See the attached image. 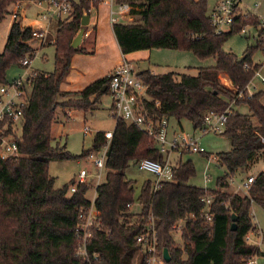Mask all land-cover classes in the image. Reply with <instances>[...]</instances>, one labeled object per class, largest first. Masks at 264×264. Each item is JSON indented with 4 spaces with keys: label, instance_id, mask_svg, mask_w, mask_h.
<instances>
[{
    "label": "trees",
    "instance_id": "16d2710c",
    "mask_svg": "<svg viewBox=\"0 0 264 264\" xmlns=\"http://www.w3.org/2000/svg\"><path fill=\"white\" fill-rule=\"evenodd\" d=\"M15 1L18 0H0V24L9 13L7 7ZM123 1L137 8L133 14L138 20L113 26L123 55L165 49L216 59L215 67L201 68L197 76L174 72L157 75L151 71L138 75L150 97L145 106L156 119H186L198 130L207 113L220 115L230 110L221 136L230 140L231 150L217 155L226 176L218 180L219 190L194 187L188 184L195 175L193 163L180 161L174 166L173 182L164 183L157 192L152 190L151 181L145 184L142 212L133 214L128 205H133L134 187L125 173L142 159L161 160L162 155L155 142L138 127L117 121L108 151L109 173L105 183L97 188L96 209L103 227L90 244V260L76 255L79 241L75 229L79 210L89 205V185H80L71 196L70 184L55 188V178L49 175L50 162L69 161L74 156L66 144H58L52 128L61 105L59 98H69L65 108L91 112L109 93L110 81L109 76L102 78L77 93L60 89L71 70L73 56L87 53L83 48L72 47L83 28L84 13L90 8L89 2L79 0L74 4L72 18L58 24L55 72H39L35 79L22 135L17 139L21 155L6 160L0 157V264H134L135 260L136 264H146L147 257L136 238L145 232L150 215L155 218L159 254L163 256L164 249L169 251L171 261L167 264H249L254 257H264V249L245 241L257 229L250 215L253 205L264 210V172L255 177L246 196L228 191L229 182L238 171L250 169L264 159V92L252 97L247 93L261 67L252 62V54L264 49L262 22L258 17L240 14L229 31L217 35L209 21L208 0ZM249 25L261 27L260 44L249 49L239 62L238 57L224 51V45ZM33 31L20 21L12 23L0 53V85L7 83L12 65L35 54ZM221 74L229 77L237 92L221 83ZM241 105H246L250 114H241L237 110ZM107 143L104 133L99 132L92 150L99 151ZM90 151H84L80 158H86ZM188 152L184 150L182 154ZM211 195H215V201L211 207L213 221L209 223L201 199ZM233 214L237 216L235 231ZM179 222L184 223V249L176 245L173 236V228Z\"/></svg>",
    "mask_w": 264,
    "mask_h": 264
},
{
    "label": "rangeland",
    "instance_id": "374dc122",
    "mask_svg": "<svg viewBox=\"0 0 264 264\" xmlns=\"http://www.w3.org/2000/svg\"><path fill=\"white\" fill-rule=\"evenodd\" d=\"M220 0H208V11H211ZM21 5V13L17 19L12 17L16 5ZM8 9V14L3 22L0 24V53L4 51L7 37L11 28V24L14 20L20 21L23 25L34 27L38 30V27L48 28L50 37L47 40L44 47L41 48L39 40L32 43L35 49L33 57H29L32 60V69L40 73H54L56 70V47L55 43L57 36V29L59 20L54 19L48 24L47 21L40 19L38 13L41 10L35 5V0H18L12 3ZM131 11L132 17L126 18V23H136L138 20ZM240 10L244 15L249 14L251 16H263L264 17V0H242V6ZM108 11V13H107ZM22 14V15H21ZM107 14H110L109 7H99V13L93 11L91 17L93 22L98 23V34L92 32L89 37H85V40L79 45L78 48L89 50L91 57L87 59V54L78 53L75 54L72 61V68L80 73H88V71L94 70L100 72L105 69L106 66L113 60L121 59L122 54L114 34L113 27L107 20ZM24 16V19H23ZM99 17V19H98ZM90 30L95 31V26H90ZM260 31L261 27L255 25H249L245 29L234 34L224 45V51L232 53L236 57H244L245 53L249 49H255L260 44ZM96 32V31H95ZM53 42V43H52ZM51 43V44H49ZM133 55V53H131ZM127 56L128 62L132 65L136 73L143 71H151L154 74H166L174 72L176 74L197 76L198 71L201 68H211L216 66V59L214 57L199 58L193 53L184 50H165V49H153L135 52V55ZM252 62L255 65H260L258 70L261 77L255 76L252 79L249 89L247 88L248 95L264 92V49H258L252 54ZM25 73V68L19 65H12L7 73V80L11 81L15 78L22 76ZM221 83L229 90L236 91L231 80L226 74L220 75ZM74 99V98H73ZM61 103L60 108L57 110L56 122L53 125V136L60 146L67 145V150L74 156L69 161H51L49 165V175L55 178V188H63L66 184H77L78 175L82 169L93 171L91 164L85 158H80L84 151L93 149V141L97 133H114L117 120L112 116L111 106L112 98L109 93L103 95L99 101L97 107L91 112H85L82 110H73L65 108L69 102V98H59ZM262 103L264 104V94L262 97ZM237 110L244 115L250 114L249 108L246 105H241ZM89 128L91 132L88 135L84 134V130ZM169 137L171 138L175 133L176 136H190L199 138L201 146L205 149L206 153L210 156L201 154L197 151H190L183 153L182 156L176 152L172 154L171 160L176 165L182 160V162L191 161L195 168V175L189 180L188 184L198 188H208L210 190H218V180L226 176V169L220 167L217 155L219 153H225L231 150V143L228 138L221 135H200L198 130H195L192 123L186 119L181 120L180 123L175 118L169 119ZM55 143L54 145H56ZM263 163L256 164L250 169H242L238 171L232 178L230 188L228 189L231 194H239L246 196L244 190H239L238 186L243 185L247 180V177L254 176L262 170ZM125 176L128 181L133 184V206L130 211L138 215L142 212L141 196L142 191L147 182H152L155 178L152 174L140 171L136 166L131 167L126 171ZM209 178L210 182L206 183V179ZM106 176L103 175L101 184L105 183ZM73 183L71 184V182ZM89 191L86 198L89 201L95 199L96 185L93 178L88 179ZM71 196L70 194H68ZM251 218L253 223L264 235V210L257 205H253L251 209ZM134 221V220H133ZM233 225V222H232ZM3 227L0 226V231ZM175 243L181 249H184L185 242L180 238L179 233L173 234ZM255 240L258 238L253 234ZM262 249L264 244L262 243ZM185 258L187 255L185 254ZM258 264H264V257H260L257 260ZM136 264V260L134 261Z\"/></svg>",
    "mask_w": 264,
    "mask_h": 264
},
{
    "label": "built area",
    "instance_id": "2783aa9c",
    "mask_svg": "<svg viewBox=\"0 0 264 264\" xmlns=\"http://www.w3.org/2000/svg\"><path fill=\"white\" fill-rule=\"evenodd\" d=\"M79 0H35V5L41 10V18L49 23L54 19L59 21H68L72 18L74 12V4ZM89 2L90 8L84 13L90 15L93 11H97L100 5L109 6L110 24L114 26L120 23H126L127 17L131 16L132 4L123 0H85ZM242 0H220V2L208 12V17L212 28L217 35L227 32L231 29L238 15H244L240 10ZM134 9V8H133ZM16 17V15H14ZM264 27V17L257 16ZM49 36L48 29H38L33 31V38L45 44ZM32 60L26 57L20 62V66L25 68V73L7 83L0 85V157L6 160L11 157H19L20 151L17 139L22 135L25 110L29 106L31 92L34 86L38 71L31 67ZM255 76L261 77L260 72H256ZM109 81V94L112 98L111 113L117 121H124L129 125H134L148 135L154 142L159 153L162 155L161 160L142 159L133 165L140 171L150 173L154 176L152 190L157 192L163 187L164 183L174 181V166L171 160L172 154L182 155L184 150L197 151L206 153L201 146L199 138L184 136L169 137V120L156 119L151 115L150 109L145 106V101H149L147 94V86L139 78L132 65L124 60L111 73ZM264 82V78H262ZM252 97V94L249 95ZM159 106V103H156ZM230 110L223 114H215L209 112L205 115L204 125L198 129L201 137L214 134L221 135L226 128ZM91 132L89 128L84 130V134ZM112 132L104 133L108 143L101 150H91L85 158L90 162L93 171L82 169L78 175V183L69 187L68 194L73 195L77 192L80 185H88L87 181L93 178L96 182V194L93 201H89L87 207L79 210V222L75 229L76 238L79 246L76 255L86 261L90 260V244L93 241L94 234L102 230V222L96 209L97 188L102 185V177L109 173L107 168L108 151ZM264 142V141H263ZM210 158V157H209ZM255 177H249L243 185H239V190H244L248 194L250 187L255 182ZM210 179H206L209 183ZM204 203V217L207 222L212 223L213 214L211 207L215 201V195L206 196L201 199ZM132 204L128 205L132 208ZM149 223L144 233L136 238L138 244L143 248V252L147 257L146 264H167L164 256L158 251V232L156 230L155 218L149 216ZM183 222H179L174 226V232L182 235ZM253 234L258 238L254 239ZM181 238V237H180ZM264 235L257 228L250 232L245 241L247 244L254 245L262 249ZM249 264H258L257 258L249 260Z\"/></svg>",
    "mask_w": 264,
    "mask_h": 264
},
{
    "label": "crops",
    "instance_id": "0c3cea01",
    "mask_svg": "<svg viewBox=\"0 0 264 264\" xmlns=\"http://www.w3.org/2000/svg\"><path fill=\"white\" fill-rule=\"evenodd\" d=\"M102 6H106L107 8L109 7V6H107V5H100L99 7H102ZM99 7H98V10H97V13H99ZM21 10H22V8H21V5L20 4H18V5H16V7H15V9H14V13H13V15H12V17L14 18V19H17V17L19 16V14L21 13ZM209 12V11H208ZM107 13H108V11H107ZM41 14H42V12H39L38 13V16L40 17V19H42L41 18ZM14 15H16V17L14 16ZM22 15V14H21ZM86 16V15H85ZM87 16H89L90 17V22H89V25L87 26V27H85V34H84V36H83V39H82V42L85 40V37H89V35L90 34H92V32H94L96 35V37H97V34H98V23H96L95 24V22H93V19H92V17H91V14L90 15H87ZM23 19H24V16H23ZM98 19H99V17H98ZM107 20H108V22L110 23V14L108 15L107 14ZM12 25V24H11ZM21 25L23 26V27H28V26H26V25H23L22 23H21ZM90 26H95V31H92V30H90L89 29V27ZM30 27V26H29ZM113 27V26H112ZM32 28H34V27H32ZM38 29H48V28H44V27H38ZM33 30H36V29H33ZM229 31V30H228ZM114 34V33H113ZM49 37H50V32H49V36H48V38H47V40L49 39ZM115 37V36H114ZM47 40H46V42H47ZM46 42H45V44H46ZM81 42V43H82ZM53 43V42H52ZM40 44H41V48L42 47H44V45L45 44H42L41 42H40ZM49 44H51V43H49ZM54 44V43H53ZM118 46V45H117ZM119 49H120V47H119ZM87 51V59H90L91 57L89 56V54H90V52H89V50H86ZM120 52H121V50H120ZM121 54H122V52H121ZM129 55H132V54H129ZM129 55H123L122 54V58L121 59H116V60H113L111 63H109L107 66H106V68L105 69H102V71H100V72H95L94 70H92V71H88V73H80V72H77L75 69H73L72 68V62H71V70H70V72H69V74L67 75V78H66V80L61 84V87H60V89H61V91L62 92H68V93H77V92H81V91H83L85 88H87L89 85H91L92 83H94V82H96V81H98V80H100V79H102V78H105V77H108V76H110L111 75V73L114 71V69L117 67V66H119L124 60H127V56H129ZM135 55V52L133 53V55H132V57ZM74 57V56H73ZM72 61H73V58H72ZM128 61V60H127ZM154 74V73H153ZM248 89H249V86H248ZM180 123V122H179ZM175 134V133H174ZM180 156H182V155H180ZM180 161H182V160H180ZM263 163L264 164V159L263 160H260L258 163H256V164H259V163ZM255 164V165H256ZM254 165V166H255ZM262 172H264V167L262 168V170L260 171V172H258L257 174H255V177H257L260 173H262ZM249 177H251V176H249ZM249 177H247V179L249 178ZM231 181H232V179L230 180V182H229V188H230V185H232L231 184ZM219 190V189H218ZM257 260H258V258H257Z\"/></svg>",
    "mask_w": 264,
    "mask_h": 264
},
{
    "label": "water",
    "instance_id": "95a60500",
    "mask_svg": "<svg viewBox=\"0 0 264 264\" xmlns=\"http://www.w3.org/2000/svg\"><path fill=\"white\" fill-rule=\"evenodd\" d=\"M89 22H90V17L87 15L84 16L83 20H82V27L83 28L80 30V32L78 33V35L74 39V41L72 43L73 48H78L79 45L81 44L83 36L85 34V27H87L89 25ZM243 59H244V57H241L238 59V61L242 62ZM104 91H106V88L104 89ZM232 221H233L232 231H235L236 230V221H237V216L235 214L232 215ZM163 256H164V259L167 263H169L171 261V257H170L168 249H164Z\"/></svg>",
    "mask_w": 264,
    "mask_h": 264
}]
</instances>
